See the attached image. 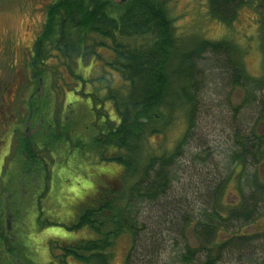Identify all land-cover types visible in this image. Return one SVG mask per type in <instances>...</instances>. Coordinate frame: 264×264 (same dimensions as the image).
I'll return each mask as SVG.
<instances>
[{
    "label": "trees",
    "instance_id": "16d2710c",
    "mask_svg": "<svg viewBox=\"0 0 264 264\" xmlns=\"http://www.w3.org/2000/svg\"><path fill=\"white\" fill-rule=\"evenodd\" d=\"M174 1L129 0L120 5L115 0H52L45 7V21L34 41L29 66L44 83V95L37 103L35 116L45 120L47 131L40 142L19 145L12 157V170L22 169L29 174L39 163L34 158L40 147L51 148L57 158L62 156L59 163L68 160L73 168L91 157L119 168L114 174L116 186L104 187L91 202L81 204L75 221L67 223V229L80 233L82 239L49 242L57 264H69V260L75 264H115L120 239L128 237L131 250L136 244L141 245V205L167 197L174 178L171 166L181 148L178 144L168 154L160 147L153 151L151 142L171 129L175 121L172 110L177 111L174 107L178 100V106L189 109L184 136L194 127L193 94L183 87L185 100L181 101L180 91L175 94L171 88L172 82L182 77L188 83L195 80L200 72L195 57L203 51L225 55L216 62L226 70V76L230 74L227 82L235 90L248 93L255 101L263 94L261 117L264 114V76L253 78L246 73L242 64L246 51L238 48L235 54L233 44L224 39L202 41L191 52H177L175 19L171 15ZM208 1L213 20L227 26L235 23L245 9L260 14L264 57V0ZM95 59L104 64V71L98 76L92 75L94 67L87 64ZM175 61L182 62V66L176 67ZM80 65L91 66V75L82 74ZM114 73L120 79L115 80ZM122 75L135 84L129 96L120 92ZM171 97L176 102H171ZM231 132L235 138L231 161L234 165L228 177L204 189L205 199L201 197L196 215L187 211L181 222L178 220L175 232L187 243L177 264H220L226 254L235 260L233 264H264V182L256 169L264 156V145L256 130L245 134L234 125ZM46 173L50 180L48 165ZM8 181L13 183L11 178ZM8 181L0 188V201L5 200L4 206L0 203V264H37L13 231L16 214L12 199L20 191L4 192ZM231 184L238 192L234 206L224 202ZM90 192L91 189L87 194ZM161 210L162 223L168 222L169 214L163 211L166 209ZM10 217L11 231L7 228ZM45 224L60 225L49 221ZM254 225L259 232L249 234L243 230ZM136 257L131 258L129 253L120 264H132Z\"/></svg>",
    "mask_w": 264,
    "mask_h": 264
},
{
    "label": "rangeland",
    "instance_id": "374dc122",
    "mask_svg": "<svg viewBox=\"0 0 264 264\" xmlns=\"http://www.w3.org/2000/svg\"><path fill=\"white\" fill-rule=\"evenodd\" d=\"M51 1H0V74L5 75L7 71H13L22 77L25 64L30 59L29 48L42 30L45 7ZM250 10H243L237 21L227 26L213 20L208 0H175L171 4V15L175 19L177 52L181 54L191 52L202 41L214 42L226 39L233 44L235 54L238 48H241L243 52L246 51L242 64L249 76L253 78L264 76V57L258 24L261 15ZM200 55L195 57V64L200 70L199 75L194 77L195 80L188 83L182 77L174 80L173 88H171L175 94L180 91L181 97L184 95L183 87L193 94L196 102L194 127L185 137L189 109L185 105L178 106V100L174 107L178 112L172 110L175 121L171 129L165 136L153 138L151 142L153 151L160 147L163 150L166 149L168 154L172 153L178 144L181 146L179 155L171 166V173L174 176L171 182L172 188L167 193V197L164 196L151 204L141 205L144 213L139 216L138 223L142 246L136 244L137 246L131 250L129 238L123 237L117 242L115 264H120L129 253L131 258L132 255H137L132 264H177L178 255L185 249L187 243L186 239L177 237L175 232L178 220L181 222L183 214L187 211L189 214L193 211L196 215L201 207V200L205 197L204 189L217 184L230 173V168L234 165L231 162L235 149V138L231 132L233 126L241 128L245 134L256 130L257 122L261 117L260 98L263 94L261 93L258 96L259 99L255 101L253 96L248 97V93L235 90L227 82L230 74L226 76V70L222 65L218 66L216 62L219 58L224 59L225 55L216 56L209 50L203 51ZM91 60H88L87 64L94 67L92 75L102 74L103 62L97 59L93 62ZM174 65L181 67L182 62L175 61ZM91 66L80 65V72L85 76L91 75ZM182 69L185 74L184 65ZM122 76L124 80L122 79L119 83L120 92L129 96L135 84L126 76ZM118 79H120L118 75L115 76V80ZM115 80L113 82H116ZM175 94L172 95L176 96ZM184 100L185 97H182L181 101ZM171 102H176L174 97H171ZM5 152V148L0 151V166ZM149 152L151 153V150ZM47 165L50 180L46 179L45 172L41 173V178L38 180V177L34 178L35 176L31 173L24 175L25 170L13 169L17 170L13 171L10 167L1 180L3 183L10 178L13 179V183H10V180L7 182L4 192L10 189L14 192L16 189L20 191L18 197L12 199V202H15V205L12 204L13 213L16 214L13 231L18 243H22L27 248L29 257L37 264L49 262L57 264L51 256L50 241L68 243L76 238L82 239L80 233L67 229V223L75 221L81 210L79 207L86 201L87 191L91 187L106 185L104 176L109 168L114 174L119 172L116 165L115 167L105 165L95 157L85 158L81 166L74 168L68 160L65 163H59V160L54 158ZM31 169L30 166L29 170ZM251 171L253 168H250ZM64 179H71L74 183L70 180L65 188L57 184L58 180L64 181ZM228 193L227 197L231 199L238 195L232 184ZM20 201L21 205H19ZM0 203L4 206L5 200L2 198ZM161 208L166 209L163 211L169 214L168 222L162 223ZM46 221L58 222L60 225L46 226ZM71 261L69 260V264H75ZM234 261L229 254H226L220 264H233Z\"/></svg>",
    "mask_w": 264,
    "mask_h": 264
},
{
    "label": "flooded vegetation",
    "instance_id": "af4514ba",
    "mask_svg": "<svg viewBox=\"0 0 264 264\" xmlns=\"http://www.w3.org/2000/svg\"><path fill=\"white\" fill-rule=\"evenodd\" d=\"M32 47L29 48L30 59H28L25 64V71L23 69L24 72L22 74V77L18 76L13 71H7L8 73L6 72L5 75H3V73L0 74V151L2 150V148L6 149V152L4 154L5 156L3 155L4 157L2 158V165L0 166V188L2 186L1 180L6 176L7 170H9V167L12 169V157L17 154L19 145L22 142H25L26 144L32 141H35L36 143L40 142V139L47 131L44 126L45 120L43 118L41 119L35 116V108L37 107V103L42 99L45 90L42 79L38 78L35 72L31 71L29 66V62L32 57ZM18 77L19 81L17 82ZM22 97H26V101H23L24 99H22ZM256 134L258 138H260L261 144L264 145V114H262V117L257 123ZM60 157L62 156H58V158ZM52 158H54V160H58L57 155L52 152L51 148H49L48 150H46L44 147L37 148L34 160L39 161V163L33 167L30 172L31 175L35 176L34 178H36L37 176L39 180L41 178V173H46L47 164L50 163V160ZM256 169L258 175L264 182V156L256 166ZM24 175L29 174L25 173ZM104 177L106 185L99 187H97L98 185H96L91 187V191L93 193L90 192V194L86 198V201L91 202V200H93L94 197H97V195L102 191L104 187L108 188L111 186H116L117 182H115L116 179L114 180L115 177L114 173H112V170L109 169ZM65 180H58L57 184H60L65 188L67 184V181ZM108 183H111L112 185ZM93 194L95 195L94 197ZM228 194L229 193L226 194L224 202L232 206L237 204L238 196L236 195L231 199L227 197ZM5 208V210H7L8 207ZM243 230L249 231V234L259 232V229L256 228L255 225Z\"/></svg>",
    "mask_w": 264,
    "mask_h": 264
},
{
    "label": "water",
    "instance_id": "95a60500",
    "mask_svg": "<svg viewBox=\"0 0 264 264\" xmlns=\"http://www.w3.org/2000/svg\"><path fill=\"white\" fill-rule=\"evenodd\" d=\"M117 3H119L120 5H124L126 4L129 0H115ZM143 122H147V120H142ZM11 224H12V218L10 217V219L7 221V228L9 231H11Z\"/></svg>",
    "mask_w": 264,
    "mask_h": 264
},
{
    "label": "bare ground",
    "instance_id": "6f19581e",
    "mask_svg": "<svg viewBox=\"0 0 264 264\" xmlns=\"http://www.w3.org/2000/svg\"><path fill=\"white\" fill-rule=\"evenodd\" d=\"M188 93V92H187ZM233 107V106H232ZM261 137V136H260Z\"/></svg>",
    "mask_w": 264,
    "mask_h": 264
}]
</instances>
